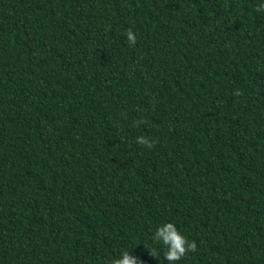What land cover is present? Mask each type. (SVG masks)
<instances>
[{
	"label": "trees",
	"instance_id": "16d2710c",
	"mask_svg": "<svg viewBox=\"0 0 264 264\" xmlns=\"http://www.w3.org/2000/svg\"><path fill=\"white\" fill-rule=\"evenodd\" d=\"M262 3L0 0V264H264Z\"/></svg>",
	"mask_w": 264,
	"mask_h": 264
},
{
	"label": "clouds",
	"instance_id": "9594fccd",
	"mask_svg": "<svg viewBox=\"0 0 264 264\" xmlns=\"http://www.w3.org/2000/svg\"><path fill=\"white\" fill-rule=\"evenodd\" d=\"M261 7L264 8V3L261 4ZM127 40L130 44L135 43L136 38L131 31L127 33ZM136 143L147 145L148 141L143 136H139L136 138ZM153 240L167 247L164 257L169 262L178 261L180 259L185 251L184 245L187 243L186 239L179 234L171 223H166L163 228H157L153 234ZM189 247H191V245H189ZM111 264H142V261H139L137 256H130L129 252L125 251L121 253L119 258L113 259Z\"/></svg>",
	"mask_w": 264,
	"mask_h": 264
}]
</instances>
